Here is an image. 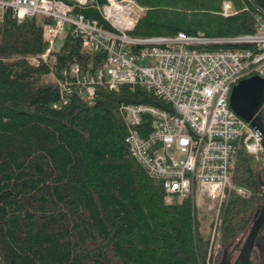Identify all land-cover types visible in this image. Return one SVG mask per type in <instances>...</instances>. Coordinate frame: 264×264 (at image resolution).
Returning a JSON list of instances; mask_svg holds the SVG:
<instances>
[{
    "label": "trees",
    "instance_id": "obj_1",
    "mask_svg": "<svg viewBox=\"0 0 264 264\" xmlns=\"http://www.w3.org/2000/svg\"><path fill=\"white\" fill-rule=\"evenodd\" d=\"M74 11L113 29L97 5L74 0ZM145 12L130 36L178 32L227 38L253 34L264 12L251 0H133ZM230 1L233 13L222 14ZM49 18L18 19L0 11V264H217L225 248L245 233L261 205L264 160L235 150L231 192L217 216L189 198L166 201L162 181L129 153L121 104L170 112L164 99L139 85H96L91 100L74 91L63 103L52 73L71 64L105 67L107 54L82 36L67 34L58 49L43 37ZM251 44L214 43L217 48ZM35 59V62L31 61ZM264 106V103H263ZM153 117L142 114V136Z\"/></svg>",
    "mask_w": 264,
    "mask_h": 264
},
{
    "label": "built area",
    "instance_id": "obj_2",
    "mask_svg": "<svg viewBox=\"0 0 264 264\" xmlns=\"http://www.w3.org/2000/svg\"><path fill=\"white\" fill-rule=\"evenodd\" d=\"M74 1L84 5L88 0ZM74 6L63 0H0V11L10 8L18 19L49 18L42 28L49 44L44 59L65 28V36H82L91 50L106 52L103 68L89 71L71 64L60 71V78L55 76L63 103L74 91L91 100L104 77L109 89L123 83L139 85L169 103L173 112L148 105L119 106L129 153L149 176L162 181L167 202L189 198L203 214L217 216L231 192L243 193L232 183L236 147L243 145L247 153L264 160L260 132L229 105L231 88L240 79L264 77V19L256 17L255 33L236 37L184 32L137 37L127 34L143 14L133 0L97 5L113 29L75 12ZM233 12L225 1L222 14ZM222 42H246L251 47L205 48ZM144 113L153 119L151 130L142 136L137 125Z\"/></svg>",
    "mask_w": 264,
    "mask_h": 264
},
{
    "label": "water",
    "instance_id": "obj_3",
    "mask_svg": "<svg viewBox=\"0 0 264 264\" xmlns=\"http://www.w3.org/2000/svg\"><path fill=\"white\" fill-rule=\"evenodd\" d=\"M251 2L264 12V0H251ZM264 77L251 75L240 79L231 88L229 105L231 109L245 121L257 129L261 134V144L264 152ZM263 188L261 193V205L254 213L248 234L238 248L234 261H230V255L223 250L217 264H251L253 246L258 250L257 264H264V236L260 233L264 229V179H260Z\"/></svg>",
    "mask_w": 264,
    "mask_h": 264
},
{
    "label": "flooded vegetation",
    "instance_id": "obj_4",
    "mask_svg": "<svg viewBox=\"0 0 264 264\" xmlns=\"http://www.w3.org/2000/svg\"><path fill=\"white\" fill-rule=\"evenodd\" d=\"M249 229H250V227L248 228V230L245 233L240 235L233 243H231L230 245H228L227 248H225L230 255V261L231 262H233L235 257L237 256L238 248L241 247V245L243 244V242H244V240L248 234ZM260 235L264 236V229H263V231H261ZM254 258H256L257 262H258V250H257V247L255 245L253 246V249H252L251 264H257V262L254 261Z\"/></svg>",
    "mask_w": 264,
    "mask_h": 264
},
{
    "label": "rangeland",
    "instance_id": "obj_5",
    "mask_svg": "<svg viewBox=\"0 0 264 264\" xmlns=\"http://www.w3.org/2000/svg\"><path fill=\"white\" fill-rule=\"evenodd\" d=\"M232 10H233V8H232ZM144 12H145V9H143V13H144ZM65 32H66V28L64 29V32H63L60 36H58L57 39L55 40V42H54V44H53V48H54V49H58V48L61 46V44H62V42H63V39H64V36H65ZM31 61L35 62V59H31ZM44 79H45L46 81L54 82V81H55V76H54L52 73H50V74L46 75ZM220 257H221V256H220ZM219 260H220V259H219ZM254 261L257 262V259L254 258ZM218 262H219V261H218ZM218 262H217V263H218Z\"/></svg>",
    "mask_w": 264,
    "mask_h": 264
}]
</instances>
